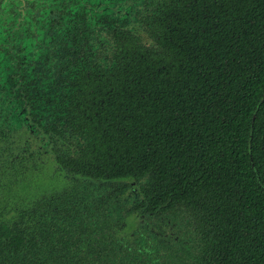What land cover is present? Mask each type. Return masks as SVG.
<instances>
[{
    "label": "trees",
    "instance_id": "trees-1",
    "mask_svg": "<svg viewBox=\"0 0 264 264\" xmlns=\"http://www.w3.org/2000/svg\"><path fill=\"white\" fill-rule=\"evenodd\" d=\"M149 6L98 60L66 32L74 78L48 122L0 116V264H114L82 226L89 179L144 180L145 212L200 209L203 264H264V0Z\"/></svg>",
    "mask_w": 264,
    "mask_h": 264
},
{
    "label": "flooded vegetation",
    "instance_id": "flooded-vegetation-1",
    "mask_svg": "<svg viewBox=\"0 0 264 264\" xmlns=\"http://www.w3.org/2000/svg\"><path fill=\"white\" fill-rule=\"evenodd\" d=\"M150 1L0 0V116L6 126L43 124L56 114L53 106L66 85L61 79L74 78L65 63L70 46L63 37L66 32L80 34L71 58L82 55L76 54L79 47L98 60L112 43L113 29L124 20L127 28L133 25L130 21L137 24L140 14L150 11ZM87 182L89 213L82 226L91 225L94 237L102 235L103 244L117 246L110 256L114 264H203L210 256V242L202 233L210 228V219L200 209L178 202L163 211L145 212L140 206L144 180ZM92 213L97 215L94 223ZM87 247L88 242L80 246V257L87 256ZM95 255L90 253L91 258Z\"/></svg>",
    "mask_w": 264,
    "mask_h": 264
}]
</instances>
